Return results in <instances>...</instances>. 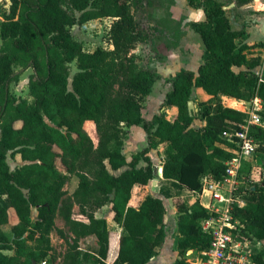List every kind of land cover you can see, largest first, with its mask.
<instances>
[{
	"label": "trees",
	"instance_id": "16d2710c",
	"mask_svg": "<svg viewBox=\"0 0 264 264\" xmlns=\"http://www.w3.org/2000/svg\"><path fill=\"white\" fill-rule=\"evenodd\" d=\"M138 4V0H135ZM237 5L251 0H233ZM204 12V19L192 22L205 46L204 62L197 71L181 68L165 78L170 83L159 113L151 119L142 115V99L150 93L161 75L139 65L132 53L136 40L145 41L129 0H10L8 12L0 21V264H34L42 261L50 248L49 232L59 204L76 203L86 221L73 219L68 210L65 223L76 236H94V255L72 243L62 264H108L110 231L104 217H95L86 205L110 204L113 219L121 227L116 257L110 264H146L165 237L168 210L165 199L183 186L201 189V177L208 173L219 179L227 148L235 146V133L245 113L225 106L221 95L241 100L260 98L264 103V73L253 68L260 57L248 59L245 43H237L243 31L230 27L218 0H187ZM111 17L108 31L112 48H83L73 38L70 27L89 20ZM76 63L69 87V63ZM32 67L28 80L32 100H17L9 83L17 78L13 66ZM246 69L235 71L234 66ZM201 87L210 97L199 100L194 93ZM197 104L192 114L188 101ZM176 113L166 117L165 109ZM261 123L250 128L259 144L255 160L262 166L260 181L239 186L236 195L244 205L233 207V215L245 226L248 235L264 240V104ZM204 122L194 126L193 120ZM95 124L94 143L84 127ZM20 122L15 126V122ZM141 125L146 146L125 155L127 126ZM165 143V159L159 192H148L138 206L129 204L135 185L147 186L156 176L149 155L152 148ZM19 155L23 164L11 168L7 154ZM61 162L62 168L57 164ZM140 161L144 165H140ZM246 164V165H245ZM243 165L250 170L252 163ZM67 173L80 178L72 197L62 198ZM35 208L37 218L32 219ZM178 258L174 264H188L185 252L201 249L208 237L199 220L208 211L195 201L177 206ZM13 209L17 220L9 231ZM5 251H12L6 253ZM263 251L256 254L264 264ZM91 264V263H89Z\"/></svg>",
	"mask_w": 264,
	"mask_h": 264
},
{
	"label": "rangeland",
	"instance_id": "374dc122",
	"mask_svg": "<svg viewBox=\"0 0 264 264\" xmlns=\"http://www.w3.org/2000/svg\"><path fill=\"white\" fill-rule=\"evenodd\" d=\"M132 5V11L139 22V29L144 32L146 36L145 41L136 40L133 45L132 53L137 58L139 65L149 68L161 67L166 64V70L164 74L171 73L175 68L182 65L193 66L199 59V40L196 38V31L192 27V22L198 18L196 10L191 9L187 0H138V4L135 0H129ZM10 0H0V21L4 19V13L9 10ZM111 17H102L89 20L82 24H75L70 27L72 36L74 39L80 41L83 48L87 51H92L97 46L104 48H112L109 42L108 31L112 23ZM200 37V36H199ZM2 40L0 38V45ZM190 53V54H189ZM14 71L17 74V78L9 83L10 93L17 99L22 98L32 100L28 89V80L30 74L34 72L32 67H22L19 64L13 66ZM76 63L73 61L69 63V87L73 73L76 71ZM168 89V86L164 80H159L154 86V96L159 99ZM156 93V94H155ZM150 97H144L142 99L143 105L147 108V101ZM154 106L150 107L147 114L151 112ZM20 122H15V126H19ZM84 127L88 133H90L94 143L97 142V132L95 124L86 122ZM135 139L139 141L137 146H134L133 150L137 151L143 148L146 144L145 135L142 137L139 134H135ZM143 140V143H142ZM164 146L158 147L156 150L150 151L149 155L152 158L154 165L158 166L162 164L164 160ZM256 150L252 156L244 161V164L248 161L254 164L257 168L247 170L244 166V170L239 177L240 186H248L256 181H260L263 174L262 166L255 160ZM7 162L11 168H15L24 163L19 155H12L10 152L7 154ZM57 164L62 168L61 162L57 160ZM140 165H144L143 161H140ZM246 165V164H245ZM255 172V174H254ZM67 178L62 187V198L72 197L78 188L80 178L75 173H67ZM157 185L158 181H157ZM151 182L148 184V190L152 191ZM133 191L137 192L134 188ZM141 190L138 192L140 193ZM153 192V191H152ZM167 203V202H166ZM168 214L165 218V237L160 246V250L157 254L160 257L156 264H174L178 257L176 250V241L179 236L177 226L175 224L176 214L175 211L167 205ZM88 211H94L95 215L106 217L109 222L110 237L112 242V250L117 249L118 242V229L111 221V209L109 204H105L101 207H94L88 203L86 208ZM70 211V217L73 219L85 218L81 214L79 206L73 203L71 206L67 203L59 204L57 211L54 214V225L49 232L50 248L48 249L47 256L39 262L34 264H62L65 253L70 248L71 244L76 242L79 248L86 253L94 255V251L97 248V243L94 236L91 235H74L65 223L64 214ZM32 219L37 218V211L35 208L31 210ZM17 220V216L13 209L9 211V222L2 226V229L6 232L10 230V227ZM259 251H263L264 245L258 246ZM6 253H12V251H5ZM197 253V249L189 250L183 254L186 262L190 264V260L194 258ZM264 257V256H263ZM109 260V256L107 258ZM88 264L93 262V259L86 261Z\"/></svg>",
	"mask_w": 264,
	"mask_h": 264
},
{
	"label": "crops",
	"instance_id": "0c3cea01",
	"mask_svg": "<svg viewBox=\"0 0 264 264\" xmlns=\"http://www.w3.org/2000/svg\"><path fill=\"white\" fill-rule=\"evenodd\" d=\"M218 1H220L223 4V9L225 11V14H226L228 20H229L230 27L232 29H235V30L243 31L242 35L239 38H237L236 42L237 43H245L249 46L247 48V50L245 51L246 57L248 59L260 57V59L262 61L261 64L255 66L253 68V70L256 71L260 75V71L264 67V0H251L248 3L242 4V5H237L233 0H218ZM190 7H191V9L196 10V12L198 14V18L194 21H200V20L204 19V12L202 11V9L195 8L192 6H190ZM195 36L199 40V52H198L199 59L197 60V62L193 66L182 65L178 68H175L171 73H168V74L163 73L166 70L165 69L166 64L161 66V67H158L157 69L153 68L157 71V73H159L161 75V78L157 79L154 82L150 93L145 96L146 98L150 97L149 102L147 101L148 107L145 108L143 105V109H142V115L145 119H151L154 114L159 113L160 104L164 100L166 92L170 89V83L167 82L165 80V78L171 77L181 68L190 69V70H193L196 72L199 65L204 62V51H205L204 43L202 42V39H201V37H199V34L197 32L195 33ZM233 69L235 71L244 70V69H246V66L245 65L234 66ZM159 80H164L168 86V89L159 99H156L157 97H155V96H157V95L154 96V91L152 93V90L154 89V86L157 84V82ZM194 93L199 100H207L210 97L201 87H195ZM220 97H221L223 105L237 109V110H240L244 113L253 108L252 101H250V100L236 99L234 97H230V96H226V95H221ZM258 99H259L258 100V106L256 107L254 114L258 115V118H259L258 124H260L261 123L260 111L263 108L264 103L260 98H258ZM151 106H154V108L151 110V112L149 114H147L149 112ZM195 106L197 108V104H195ZM197 110H198V108H197ZM194 112H196V111H194ZM175 113H176L175 107H169V108L165 109V114H166L167 118H170ZM86 122H91V121L87 120V121H85V123ZM203 124H204V122L198 118H195L193 120L194 126H202ZM126 130H127V137L124 139L123 152L125 153V155H130L131 153L136 152L133 150V148H134V146H137V144L139 143V141L137 139H135L134 133L139 134L141 137L143 135H145V138H146V134H145L143 128L141 127V125L134 124L131 126H127ZM89 135H90V133H89ZM142 143H143V140H142ZM144 146H146V144ZM160 146H164V150H165L166 144L162 143V144H159L156 148H152L150 151L156 150ZM164 150H163V152H164ZM137 151H139V150H137ZM150 151H149V153H150ZM164 156H165V153H164ZM164 159H165V157H164ZM248 162H250V161H248ZM163 163H164V160L162 161L161 165H158V166L155 165V174H156L155 177L157 178L158 184L160 183V179L163 178L162 172L160 174H158V170H159V168L162 169ZM252 167H253V169L257 168L254 164ZM254 174H255V172H254ZM204 176H210V174L206 173L202 177H204ZM157 181H156V187L158 189L155 190L153 185H152L151 188H152L153 192L151 190H148V185L147 186L135 185L133 187V189L136 188L137 192L132 190V195H131V198L129 200V204L132 206H138L140 201L142 200V198L144 197V195L146 193L152 192L154 194H157L159 192V185H157ZM151 184H152V181H151ZM140 190H141V192L138 193ZM207 200H208V198H207L206 194H201V189L200 190H192V189H189V188L183 186L182 188L178 189L176 193H174L170 197L166 198L165 204H166V207H167V205H170V207L175 211V213H177L175 215L176 216L175 224L177 226V221H178V216H179V211H178L177 206L179 203H181L183 201H187L188 203H193L195 201H199L200 203H206ZM167 210H168V208H167ZM81 214H82V216L83 215L85 216V214H83L82 212H81ZM94 215H95V213H94ZM95 217L100 218L101 216L95 215ZM104 218L107 221V227L109 229V225H108L109 220L106 217H104ZM77 219L82 220V221H86V216L83 219L82 218H77ZM111 221L113 222V224H115L117 226V229L119 231V233H118V237H119L120 232H121V227L113 219V212L112 211H111ZM177 229H178V226H177ZM109 231H110V229H109ZM259 241L261 242V244L264 245V240H262V241L259 240ZM160 246L157 247L156 254L146 264H156V262L158 261V259L160 257V254H157L158 251L160 250ZM176 250H177V245H176ZM116 253H117L116 249L112 250V242H111V237H110V249H109V253H108L109 260L106 259V262L108 264H110L113 261V259L116 257ZM177 253H178V250H177ZM108 256H107V258H108ZM162 262L163 261H160V264H163Z\"/></svg>",
	"mask_w": 264,
	"mask_h": 264
},
{
	"label": "built area",
	"instance_id": "2783aa9c",
	"mask_svg": "<svg viewBox=\"0 0 264 264\" xmlns=\"http://www.w3.org/2000/svg\"><path fill=\"white\" fill-rule=\"evenodd\" d=\"M264 73V67L260 75ZM258 97L252 101L253 108L245 112L235 133V146L227 148L230 158L224 162V172L219 179L210 176L201 178V194H206V203H200L208 215L199 220L201 231L208 237V244L197 249L190 264H257L256 254L261 242L245 232V226L233 215L235 204L244 202L236 195L240 186L239 177L244 161L249 159L258 147L257 141L250 135V128L259 123L254 112L258 106Z\"/></svg>",
	"mask_w": 264,
	"mask_h": 264
},
{
	"label": "water",
	"instance_id": "95a60500",
	"mask_svg": "<svg viewBox=\"0 0 264 264\" xmlns=\"http://www.w3.org/2000/svg\"><path fill=\"white\" fill-rule=\"evenodd\" d=\"M188 110H189V113L192 114L193 111H197V108L194 104V102L192 100H189L188 101ZM162 172V169L159 168L158 170V174H160ZM156 181H157V178L155 177L153 180H152V185L154 187L155 190H157L158 188L156 187Z\"/></svg>",
	"mask_w": 264,
	"mask_h": 264
}]
</instances>
